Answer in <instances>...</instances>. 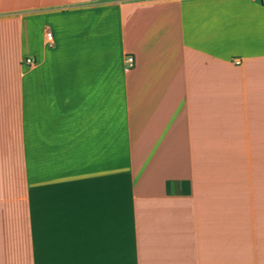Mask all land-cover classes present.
I'll return each mask as SVG.
<instances>
[{"label": "crops", "instance_id": "0c3cea01", "mask_svg": "<svg viewBox=\"0 0 264 264\" xmlns=\"http://www.w3.org/2000/svg\"><path fill=\"white\" fill-rule=\"evenodd\" d=\"M0 264H264L258 0H0Z\"/></svg>", "mask_w": 264, "mask_h": 264}, {"label": "built area", "instance_id": "2783aa9c", "mask_svg": "<svg viewBox=\"0 0 264 264\" xmlns=\"http://www.w3.org/2000/svg\"><path fill=\"white\" fill-rule=\"evenodd\" d=\"M260 5L264 7V0H258ZM45 40L48 44H51L53 42V36L51 31L46 30L45 31ZM25 61L29 64H34V60L32 58H26ZM125 64L127 67H132L134 64V58L132 55H127L125 57Z\"/></svg>", "mask_w": 264, "mask_h": 264}, {"label": "rangeland", "instance_id": "374dc122", "mask_svg": "<svg viewBox=\"0 0 264 264\" xmlns=\"http://www.w3.org/2000/svg\"><path fill=\"white\" fill-rule=\"evenodd\" d=\"M33 27H34V29H35L36 31H38L39 29H41V28H42V23L40 22V20L37 21V22L33 25ZM24 55H25V54H24ZM243 201H246V196H245V195H243ZM243 203H245V202H243Z\"/></svg>", "mask_w": 264, "mask_h": 264}]
</instances>
